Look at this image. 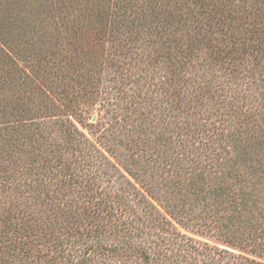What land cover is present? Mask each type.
Wrapping results in <instances>:
<instances>
[{
    "label": "rangeland",
    "instance_id": "rangeland-1",
    "mask_svg": "<svg viewBox=\"0 0 264 264\" xmlns=\"http://www.w3.org/2000/svg\"><path fill=\"white\" fill-rule=\"evenodd\" d=\"M197 1L0 0V47L10 57L0 65V235L25 210L38 249L49 252L51 241L62 248L46 258L19 251L0 264H264V45L250 41L252 26L264 23V0H210L203 21ZM122 15L135 27L110 33ZM158 107L170 110L182 134L187 127L219 133L231 151L238 204L199 202L198 221L219 225L175 223L193 240L188 245L143 222L108 240L60 234V207L80 205L85 184L121 211L136 206L93 145L113 133L112 150L123 154L111 150L113 161H149L166 148L146 137ZM154 166L152 182L167 189L170 168L162 166L161 177ZM112 245L117 253L103 249Z\"/></svg>",
    "mask_w": 264,
    "mask_h": 264
},
{
    "label": "trees",
    "instance_id": "trees-1",
    "mask_svg": "<svg viewBox=\"0 0 264 264\" xmlns=\"http://www.w3.org/2000/svg\"><path fill=\"white\" fill-rule=\"evenodd\" d=\"M208 1L210 0H199L195 3L198 8L196 9L198 17H202L201 21L209 16L207 12ZM124 5L117 9L127 6ZM119 17L114 18V21H112L110 33L119 34L124 27H135V21L129 16L122 15ZM252 28L250 34L255 38L250 35V41H257L259 44L264 45V23L260 22L259 26ZM3 35L4 31L0 25V45L2 44ZM9 58L0 47V65H4ZM158 108H155V113L151 114L155 119L151 121V135L146 134V137L148 141L151 137H154L153 141L155 139L158 142L163 140L166 148L159 149L160 152L155 149L149 157L151 158L149 161L140 156L136 159L131 157L132 159L128 158L131 159L128 162L129 166L124 164L126 167L113 161L112 159H115V157L113 158L111 150L114 145L113 141L117 139L113 133L109 135L108 132L106 137L101 136L100 144L98 146L93 145V152L98 156L100 164L109 169L110 174L108 175V170L101 171L100 167L97 169L98 172H102L104 176L112 175L116 180H119L121 190L128 189L126 198L133 201L136 206H131L130 210L121 211L108 204L109 195L107 193H96L91 185L87 186L85 184L86 189H83L80 205H70L66 209L60 207V217L63 218L60 221V234L73 236L79 234L81 238L86 236L90 240H108L112 235L117 236V234H128L130 236L135 228L134 226L143 222L150 229L155 230L156 234L180 238L188 245L193 240L178 231L175 223L202 228L204 222L202 220L199 222L200 217L195 213L202 209L199 202L203 205V209L208 208V204L215 208L217 204L221 207L225 206L224 209L227 210L228 205L235 206L238 204L237 199L240 191L235 190L237 180L234 177V171L236 170H234L231 161V151L217 139L216 133L218 135L219 133L216 130L215 133V131L187 127L184 134H182L174 130L178 123H175L170 110L164 109L161 111L159 108V112L156 110ZM24 109L26 108L24 107ZM168 115L170 119L167 125H164L163 122L162 125H159V120ZM116 131L118 130H115V133ZM131 132H133L132 129L128 131L127 135ZM185 135H190L193 140L186 141ZM103 139L106 140L105 145H108L107 150L103 148L101 143V141H104ZM177 147L181 148L178 150ZM115 151L117 156L123 155L118 148L112 150V152ZM155 153L157 154L154 158ZM152 162L155 163L152 170L155 169V172L161 174V177L163 175L162 166L163 168L164 166L170 168L167 173L172 178L167 180L169 183L167 189L160 188L152 182L151 169L148 167ZM67 170L69 171L67 175L71 177L69 181L73 180L78 185L79 181L73 178L77 171L71 167ZM141 170L149 172L150 182L145 179V174L141 173ZM232 170L234 171L232 172ZM84 176H86L85 170L80 173V177ZM26 212L25 210L20 211L19 221L15 223L16 226L7 234L2 233L0 235L1 262L5 261L7 257H15L21 255V253L26 258L34 257L35 254L40 258H46L50 255L49 253H54V256H60V253H62L61 244L54 241L50 242V247L53 248H49V252L38 249L41 243L39 240L38 242L32 240L39 233L37 228H34L36 222L33 218L27 216ZM218 223H206L204 227L207 229L212 225L217 227ZM40 235L43 238L48 237L47 234L40 233ZM117 247L112 245L110 248L105 246L103 249L109 253H117ZM143 254L145 258H150L146 252Z\"/></svg>",
    "mask_w": 264,
    "mask_h": 264
}]
</instances>
